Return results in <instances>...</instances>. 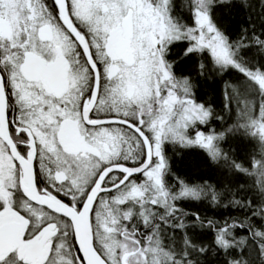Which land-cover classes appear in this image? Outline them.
<instances>
[{"label":"snow or ice","instance_id":"6c2138e0","mask_svg":"<svg viewBox=\"0 0 264 264\" xmlns=\"http://www.w3.org/2000/svg\"><path fill=\"white\" fill-rule=\"evenodd\" d=\"M258 24L264 0H0V264H264Z\"/></svg>","mask_w":264,"mask_h":264},{"label":"trees","instance_id":"16d2710c","mask_svg":"<svg viewBox=\"0 0 264 264\" xmlns=\"http://www.w3.org/2000/svg\"><path fill=\"white\" fill-rule=\"evenodd\" d=\"M246 24L247 15L245 13H241L237 16H232L231 19L228 21L229 30L233 33V35L238 34L239 28L241 26H245ZM258 27L264 28V24H258ZM235 75V73H225L223 79H234ZM202 92L207 94L206 98L213 100L219 106V83H217L213 87H203ZM232 143L238 148L239 158L246 162L248 152L252 146L251 142L241 138H237L233 140ZM174 159L176 161V168L182 172L191 171L193 175L204 174L205 176H211L214 183L220 178L218 173H210L207 168L198 167L201 157L196 153H186L183 155V157H174ZM185 206L189 207L191 210L194 211L200 210L205 216L220 215L221 213L227 215L231 211L229 209H211L203 202H186Z\"/></svg>","mask_w":264,"mask_h":264},{"label":"rangeland","instance_id":"374dc122","mask_svg":"<svg viewBox=\"0 0 264 264\" xmlns=\"http://www.w3.org/2000/svg\"><path fill=\"white\" fill-rule=\"evenodd\" d=\"M230 74H231V73H230ZM234 77L236 78V75H235ZM235 78H234V79H235Z\"/></svg>","mask_w":264,"mask_h":264}]
</instances>
